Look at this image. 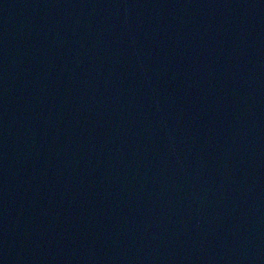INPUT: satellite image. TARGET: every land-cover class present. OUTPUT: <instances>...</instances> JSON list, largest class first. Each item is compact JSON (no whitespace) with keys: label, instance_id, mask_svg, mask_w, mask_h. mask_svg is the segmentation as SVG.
Instances as JSON below:
<instances>
[{"label":"water","instance_id":"1","mask_svg":"<svg viewBox=\"0 0 264 264\" xmlns=\"http://www.w3.org/2000/svg\"><path fill=\"white\" fill-rule=\"evenodd\" d=\"M0 264H264V0H0Z\"/></svg>","mask_w":264,"mask_h":264}]
</instances>
